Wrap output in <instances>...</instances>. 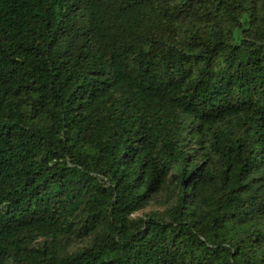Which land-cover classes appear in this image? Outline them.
Segmentation results:
<instances>
[{
  "label": "trees",
  "instance_id": "16d2710c",
  "mask_svg": "<svg viewBox=\"0 0 264 264\" xmlns=\"http://www.w3.org/2000/svg\"><path fill=\"white\" fill-rule=\"evenodd\" d=\"M0 264H264V0H0Z\"/></svg>",
  "mask_w": 264,
  "mask_h": 264
}]
</instances>
